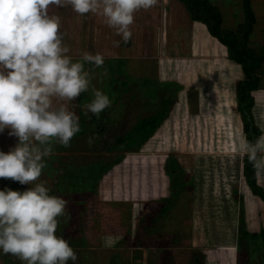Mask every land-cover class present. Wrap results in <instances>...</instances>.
Here are the masks:
<instances>
[{"label": "rangeland", "instance_id": "1", "mask_svg": "<svg viewBox=\"0 0 264 264\" xmlns=\"http://www.w3.org/2000/svg\"><path fill=\"white\" fill-rule=\"evenodd\" d=\"M207 1L218 12L222 29L235 31L242 23V0ZM260 2L256 0L253 7L259 19L264 17ZM48 10L61 18L69 55L79 59L86 51L104 57L101 68L85 65L94 69V79L92 88L81 94L79 108L84 111L91 102L94 88L120 109L100 113L108 116L101 134V122L91 123L71 141V147L46 158L47 167L33 182L45 181L50 194L68 202L58 217L56 233L69 240L78 256L68 264H241L250 247L258 254L248 264H264V202L245 183V154L239 151L248 137L235 100L243 76L226 48L202 23L190 19L179 0H157L152 8L135 13L146 12L148 17L147 12L155 10L161 26L165 19L158 63L145 58L107 59L114 55L112 49L97 47L103 17L80 16L71 6L49 5ZM122 43L121 48L130 44ZM262 45L264 22L254 21L248 47L261 49ZM261 67L257 89L250 93L249 127L255 136L248 141L264 134V61ZM123 81L126 86L112 94L113 84ZM159 93L168 102L164 120L138 152L105 151L116 136L160 109ZM91 115H84L85 121ZM9 131L0 132V151L6 154L18 143ZM90 136L96 137L91 146ZM255 179L264 193V173L255 171ZM30 187L0 178V191L23 192ZM244 233L246 241L238 243ZM0 264L24 262L0 250Z\"/></svg>", "mask_w": 264, "mask_h": 264}, {"label": "clouds", "instance_id": "2", "mask_svg": "<svg viewBox=\"0 0 264 264\" xmlns=\"http://www.w3.org/2000/svg\"><path fill=\"white\" fill-rule=\"evenodd\" d=\"M157 0H0V132L18 143L6 154L0 151V178L21 185L23 192L0 191V250L24 264H68L78 256L63 236L57 235L58 217L67 201L50 194L39 180L54 155V145L71 147L81 131L80 118L72 102L92 88L93 68H101L104 57L84 52L79 59L69 55L64 43L61 18L49 13V5L71 6L80 16L92 13L127 44L132 38L134 14L148 10ZM116 47L120 42L114 41ZM103 75L107 77V69ZM93 99L84 105V115L99 117L112 99L92 89ZM95 136L88 137L91 146ZM244 153L257 175L264 173V134L255 141L243 139Z\"/></svg>", "mask_w": 264, "mask_h": 264}, {"label": "trees", "instance_id": "3", "mask_svg": "<svg viewBox=\"0 0 264 264\" xmlns=\"http://www.w3.org/2000/svg\"><path fill=\"white\" fill-rule=\"evenodd\" d=\"M179 1L185 6L187 12L190 15V19L192 21H198L202 23L205 26L208 34L226 48L229 59L233 63L240 66L243 79L237 83L235 89V100L237 104L236 109L244 118L245 129L248 135L247 139L250 140L252 135L255 136L254 129L252 128L249 130V125H251L250 109L253 103L250 93L257 89L259 76L262 73L261 65L264 61V45L261 46V49H253L248 47L249 36L254 25V15L250 8L249 0H242L243 20L242 23L237 26L235 31H227L222 29L221 19L218 12L208 3L207 0ZM114 67H116L114 68L115 70H118L117 66ZM126 84L127 83H125V81L119 84L117 83L116 86L113 84V87L110 88L111 93L114 94L115 90L118 88L119 90L120 88L122 90ZM73 102L75 105H78V107L75 108V111L80 118L81 131L72 140L83 135L85 129H90L91 123L96 121L101 122L98 129V134H101V126H103L102 123L108 120V116L102 114H100L99 117L91 115L88 118V121H85L84 111L80 109L83 105L82 98L79 97ZM167 104V100L164 97H160V109L155 114L150 117L139 119L136 125H134L129 131L114 138V145H111V147L105 148L104 150L107 152H112L115 150H121L124 153L138 152L139 148L154 134L156 129L164 120V109L167 107ZM114 105L115 104H112L111 107H109L110 109L107 108V110L111 113L116 111L118 112L120 109L114 108ZM78 108L80 110H78ZM64 149L65 147L59 144L54 145V152L62 151ZM242 176L250 192L256 194L264 202V193L256 185L255 169L253 168L252 164L249 163L246 155L243 157ZM245 236L246 235L244 233V237H238V243H240L242 240L246 241ZM249 249H251V247ZM249 249L246 252V257L248 259H246L244 254L243 258L241 259V264H248L249 258L251 260L253 256L258 254L256 249L253 248L252 251H249Z\"/></svg>", "mask_w": 264, "mask_h": 264}, {"label": "crops", "instance_id": "4", "mask_svg": "<svg viewBox=\"0 0 264 264\" xmlns=\"http://www.w3.org/2000/svg\"><path fill=\"white\" fill-rule=\"evenodd\" d=\"M262 4L261 7L264 8V0H261L260 2ZM256 4V0H249V5L252 9L253 15H254V21H263L264 17H261V19L258 18V10L254 9V5ZM141 15L134 14V23L130 26L132 30V38L129 41V46H124L121 48L120 46L123 45V40L121 36H118L115 34V31L111 28H109L105 22L102 24V26L99 28L100 32L98 41H97V47L99 50L102 49L103 45H107L106 47H109V49H112L114 52V55H107L106 58L110 60H124L126 62H131L134 60H138L140 58L145 59H156V63L158 61L160 62V32L167 29L165 25V19L163 21V26H161L160 18L157 11L152 10L151 13L148 11L147 15L145 16L146 12L141 11ZM144 15V16H143ZM150 17V19H149ZM152 19V20H151ZM151 26H148L147 24L150 23ZM254 26V25H253ZM160 28H162L160 30ZM151 32V33H150ZM150 33V34H149ZM148 34V35H147ZM146 35V36H145ZM104 39L106 42L104 43ZM114 41H119V47H116L114 44ZM150 47H153L152 50ZM100 52V51H99ZM139 53H146V56H138L136 54ZM163 52V50H162ZM156 53V54H155ZM154 55V56H153ZM162 62H164L162 60ZM160 72H158L159 75Z\"/></svg>", "mask_w": 264, "mask_h": 264}, {"label": "water", "instance_id": "5", "mask_svg": "<svg viewBox=\"0 0 264 264\" xmlns=\"http://www.w3.org/2000/svg\"><path fill=\"white\" fill-rule=\"evenodd\" d=\"M249 130H250V127H249Z\"/></svg>", "mask_w": 264, "mask_h": 264}]
</instances>
